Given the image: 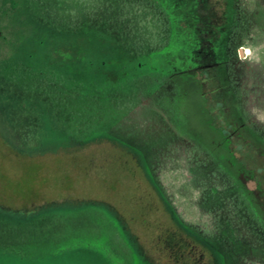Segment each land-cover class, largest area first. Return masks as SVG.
Masks as SVG:
<instances>
[{"label":"rangeland","instance_id":"obj_1","mask_svg":"<svg viewBox=\"0 0 264 264\" xmlns=\"http://www.w3.org/2000/svg\"><path fill=\"white\" fill-rule=\"evenodd\" d=\"M181 4L0 0V264H175L165 238L151 239L167 215L138 224V238L127 225L152 214L141 165L70 152L100 137L139 155L185 232L214 252L177 264H264L252 208H264V0ZM81 34L80 66L96 65L97 83L54 59ZM215 127L231 134L238 173Z\"/></svg>","mask_w":264,"mask_h":264},{"label":"trees","instance_id":"obj_2","mask_svg":"<svg viewBox=\"0 0 264 264\" xmlns=\"http://www.w3.org/2000/svg\"><path fill=\"white\" fill-rule=\"evenodd\" d=\"M170 1H172L174 4H175V1L176 2L178 1V6H179V4H181V2L183 0H170ZM186 7L187 6L184 7V5L182 6V4H181V9H182L181 15H184V12H185L184 10ZM205 7L208 8L207 5ZM171 9H173V8H171ZM73 35H76V34H73ZM82 37L83 36L81 34L80 37L73 38V39L78 40L76 46L75 45H71V47L68 45L62 46L60 48V50H58V52L55 53L56 56L54 59H56L57 61H60V62H56V64L59 67L66 68L67 70L70 71L69 77L73 81L77 82V84L79 83V84L84 85L85 79L86 80L90 79L91 81H94V83H97L99 80L100 72H99V69L96 67V65L94 66V69L90 68V67H93L92 65L90 67L87 66L86 68H83L80 66V64H82V62L87 63L85 61V58H84L85 52L82 50V48L78 47L79 42L81 40L83 41ZM3 49H5V47ZM52 57H54V56H52ZM0 60H2V59H0ZM56 64H54L53 66L57 67ZM2 95H4V92H2ZM11 99H13V98H11ZM3 118L5 119V116H3ZM215 129L217 130V132L219 133V135L221 137L225 138V141L223 142V146L226 150V154L230 158L229 159L230 162L232 163V166H233L232 170H234L235 173H238L236 171V169H234V165L238 162L237 166H240V163H239L236 155L229 148V144H228V143H230L231 134L229 135L227 133L226 128H222V127L216 128L215 127ZM5 138L9 142V145L8 144L7 145L10 146L11 148L13 147V150L17 151L19 149L18 147H15L14 145H12L10 140L7 137H5ZM113 142L114 141H111V140L108 141V140L103 139L101 137L100 138H92L91 140L86 141L83 144H80L77 149H73L70 152L79 151L80 154L83 155L82 156L83 158L89 159V160L95 158L96 155H100V159L101 158L104 159L105 163H107V164H110L114 161L115 162L120 161V164H119L120 169L125 170V171H129V172H132L131 171L132 167L129 164L134 159L135 162L137 163V165L138 164L141 165L140 169L142 170V175L145 177V181H144L145 185L147 184V186L150 189L149 192L155 193L154 194L155 199L152 198V201L147 203V205H146L147 210L149 209L152 211V214L150 215V217L149 216L146 217V222H144V220H143L144 218H143L142 220L136 221L135 222L136 226H135V224L133 223L134 221L131 220L133 216H130L131 217V219H129L130 223L127 225H129L131 227V230L133 231L135 236L137 238L140 236L138 234V232H135V231H137V229H136L137 226L142 225L143 231H148V230H150L149 228L153 227V225L155 223L158 224L159 223L158 222L159 217L161 218V215L165 214V215H167V221H166V225L164 226V229L162 230V232H159V233L157 231H155L154 229L151 230L152 231V238L151 239L155 241L156 239L161 240L163 237L165 238V243L161 242V244L163 243V245L159 247V250L161 249V247L164 248L167 251L166 253H168L167 254L168 259H169V257H172L175 264H177L178 263L177 261H179V258H181L183 256H185L186 258L189 256L191 257V255L194 254V253H192L193 251H200L203 249V251L205 252L207 257H209L210 259L212 258V261L214 262V257L212 255L214 252L211 250V248L208 247L209 248L208 249V248L204 247L202 244H198V242L196 243L195 241H193L192 238L185 232L184 228L180 225L181 223L179 224L178 220L175 219L170 203L165 198L163 191L160 188V186L157 184V182L151 176V173L149 172L148 168L141 163L139 155L137 153H135V151H133L132 149L125 146L124 144L119 142V145H117V144H114ZM253 147L257 150L258 146H253ZM19 150H21V149H19ZM117 165H118V163L117 164L114 163V168L117 167ZM110 169H112V168H110ZM251 172H253V170H251ZM108 174H111L113 176V179H115L117 176V172L115 169H114V171L109 170ZM140 181H136V183L140 185L141 184ZM248 192H250V191L248 190ZM245 197H246V195H245ZM252 198L253 199L255 198V200H256V197L253 196ZM247 201L249 202L248 198H247ZM252 206H253L252 208L256 212L257 216L259 217V219L264 223V208L258 202H253ZM111 207L114 208V210L117 214L119 213L116 210L118 206L111 205ZM144 209L145 208H143V210ZM128 211H129V213L130 212L133 213L135 210L133 208L130 209L128 207L126 212L128 213ZM126 212H125V214H126ZM126 218H125V220H126ZM126 221H128V220H126ZM168 221L170 224H168ZM169 238H174L173 240H177V244L174 243L173 244L174 246H172V243H170V245H168L167 242H169ZM159 250H157V251H159Z\"/></svg>","mask_w":264,"mask_h":264}]
</instances>
